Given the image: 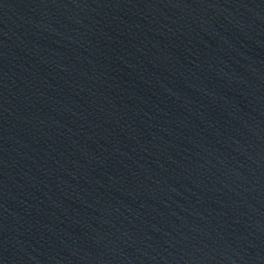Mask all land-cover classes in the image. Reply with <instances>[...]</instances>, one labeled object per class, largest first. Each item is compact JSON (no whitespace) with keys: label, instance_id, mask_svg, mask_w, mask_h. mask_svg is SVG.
Here are the masks:
<instances>
[{"label":"water","instance_id":"obj_1","mask_svg":"<svg viewBox=\"0 0 264 264\" xmlns=\"http://www.w3.org/2000/svg\"><path fill=\"white\" fill-rule=\"evenodd\" d=\"M0 264H264V0H0Z\"/></svg>","mask_w":264,"mask_h":264}]
</instances>
